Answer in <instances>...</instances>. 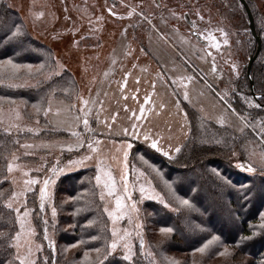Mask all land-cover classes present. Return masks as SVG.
Returning a JSON list of instances; mask_svg holds the SVG:
<instances>
[{
	"label": "rangeland",
	"instance_id": "374dc122",
	"mask_svg": "<svg viewBox=\"0 0 264 264\" xmlns=\"http://www.w3.org/2000/svg\"><path fill=\"white\" fill-rule=\"evenodd\" d=\"M228 1L6 0L20 15L30 36L52 49L55 65L39 80L68 71L77 83L71 102L50 98L45 111L48 114L44 113L50 128L67 136L51 140L29 138L20 142L8 159L7 180L12 193L5 205L12 204L16 222L12 247L19 264H36L42 249L27 198L37 202L44 223V241L54 249L53 187L61 176L87 168L94 170L99 197H104L101 201L112 235L109 253L128 260L125 257H132L135 246H139L155 262L144 232L141 205L146 201L164 204L163 197L128 157L135 140L149 144L156 140L160 152H167V156L182 146L188 126L182 127L173 119L172 103H178L185 113L191 111L192 123L198 116L238 133L245 128L256 132L258 140L246 144L244 159L264 169V135L259 134L264 127H257L255 122L252 125L248 116L242 114L241 118L230 106L236 101L244 102L233 91L235 85L241 88L251 55L243 42L249 37L241 7L235 0ZM258 4L264 12V2L258 0ZM37 83L24 78L11 85L34 87ZM21 110V104L0 108V130L37 135L46 129L38 119L27 120ZM85 119L91 130L85 129ZM205 131L215 134V130ZM73 132L78 135L73 136ZM146 135L150 139L145 140ZM122 136L130 140H122ZM89 143L96 152H91ZM85 156L91 159L83 164L73 163ZM234 157L238 163L239 156ZM97 176L101 178L99 183ZM49 178L52 182L42 202L40 190ZM29 180L38 183L26 184ZM105 183L109 184L111 195ZM25 211L29 215L22 218ZM113 243L117 244L115 249L111 248Z\"/></svg>",
	"mask_w": 264,
	"mask_h": 264
},
{
	"label": "trees",
	"instance_id": "16d2710c",
	"mask_svg": "<svg viewBox=\"0 0 264 264\" xmlns=\"http://www.w3.org/2000/svg\"><path fill=\"white\" fill-rule=\"evenodd\" d=\"M244 1L251 12L261 48L249 77L245 69L241 88L234 86V96L241 95L244 102L236 101L230 106L240 117L248 116V122L254 126V122L258 123L257 127L262 128L264 12L258 0ZM235 2L240 5L241 19L248 27L249 40L243 42L252 56L257 43L250 32L244 6L239 0ZM8 59L21 68L16 71L6 67L4 62ZM24 65L32 66V74ZM40 65L44 67L37 73ZM54 65L52 49L32 38L18 12L9 7L6 0H0V108L21 104V112L27 120L38 119L46 128L37 135L0 130V264H19L12 247L15 217L5 205L12 193L7 180L10 155L20 142L29 138L51 140L67 136L65 132L52 130L44 113L50 98L71 102L77 83L68 71L49 80H39ZM9 76L12 78H6ZM24 78L38 83L34 87L9 86ZM249 80L256 98L250 94ZM190 112V133L179 152L166 156L142 142L133 141L128 157L134 167L153 181L163 197L164 204L146 201L141 205L144 232L155 262L149 260L139 246H135L130 261L109 253L112 239L109 219L94 181L95 172L87 168L61 176L53 187L54 249L44 241V223L37 202L27 198V205L33 211L36 239L42 244L36 264H264V169L244 159V148L249 141L258 140L254 135L257 133L246 128L238 133L198 116L192 123ZM208 129L215 130V134H206ZM259 134L264 135V132ZM235 154L239 156L238 163ZM239 164L251 166L254 171L247 172L238 167ZM183 199H187L191 207L182 206L179 201ZM162 228L172 231L165 234ZM213 237L216 239L208 248L199 252L198 249Z\"/></svg>",
	"mask_w": 264,
	"mask_h": 264
},
{
	"label": "snow or ice",
	"instance_id": "6c2138e0",
	"mask_svg": "<svg viewBox=\"0 0 264 264\" xmlns=\"http://www.w3.org/2000/svg\"><path fill=\"white\" fill-rule=\"evenodd\" d=\"M13 35H15V33H14ZM224 43L227 44V40H225ZM213 46H214V47H217V48L219 47L218 44H215V45H213ZM4 64H5L6 67H7V66H10L13 70H16V71H18V70L21 68V65L14 64L13 61H12L11 59H8L7 61H5ZM23 67L27 70V72H28L29 74H32V66H31V65H24ZM43 67H44L43 65H40V67L36 69V72L39 73L40 70H41ZM13 75H14V74H13ZM6 78H12V76H9V77H6ZM191 79H192V77H188V80H191ZM9 86H13V87H14V86H17V85H14V84H13V85H9ZM184 99H185V100L188 99V93H187V92L184 93ZM254 106L257 107V108L261 107L260 104H255ZM47 114H48V113L45 112V115H47ZM16 116H17V119H19V113H17ZM77 119H79V117H77ZM221 123H223V121H221ZM83 124H84L86 130H91V129H89V127H88V121H87L86 119L83 121ZM17 127H18V125H17ZM29 131H31V129H29ZM125 132H126V130H125ZM262 132H264V128H262ZM72 135H73V136H77L78 133L73 132ZM148 139H150V137H148V136L146 135V136H145V140H148ZM97 143H98V142H97ZM81 146H82V145H81ZM25 147H31V146H30V145H25ZM88 147H89V149L91 150V152H96V150H97L96 148H94V147L92 146L91 143H89ZM129 147H130V145H129ZM150 147H152L153 149H156L157 151H160V149H159V147H158V141H156V140H152V142H151V144H150ZM68 150H72V149L69 148ZM176 151L179 152L180 149L177 148ZM124 155H125V157H127V152H125ZM164 155L167 156L168 153L165 152ZM88 159H91V156H85V157H83L80 161H75V162H73V163L83 164V162H84L85 160H88ZM238 167L242 168L243 170H246L247 172H253V171H254L253 167L248 166V165H245V164H239ZM8 170H9L10 172L12 171V166H11V165H9V169H8ZM52 174H53V176H55V175L57 174V170H56L55 168L52 169ZM96 179H97V182L99 183L101 178H100L99 176H97ZM122 179H123V177H122ZM50 182H52V181H51V178L46 179V180L43 181L44 187L41 188V190H40V199H41L42 202L44 201V199H45L46 196H47V188H48V185H49ZM25 183H26V184H36V183H38V181H37V180H29V181H26ZM104 187H105V188H109V184H108V183H105V184H104ZM126 187H127V186H126V184H125V190H126ZM169 187H171V185H169ZM143 191H144V190L141 189V192H143ZM108 194H109V195L112 194L110 188H109V192H108ZM103 198H104V197H103V194H102V195H101V199H103ZM149 198H151V197H149ZM179 203H180L182 206L191 207V205L189 204V201H188L187 199L180 200ZM117 204H118V206H119V201L117 202ZM165 206L167 207V205H165ZM7 207L11 209V208H12V204L9 203V204L7 205ZM43 207H44V205H43V203H41V209H43ZM134 207H135V206L133 205V208H134ZM15 211L19 214L20 209L17 208V209H15ZM28 215H29V213H28L27 211H25V212L22 214V218H23V217H27ZM52 215H53V216L56 215L55 208L52 209ZM137 227H140V226L138 225ZM171 231H172L171 228H162V229H161V232H162V233H165V234H166V233H169V232H171ZM19 236H20V234L17 233V237H16L17 240H19ZM113 236H116V232H115V231L113 232ZM215 239H216V238L213 237V240L208 241V243H206L203 247L199 248L198 251L201 252V253H203V252L205 251V249H207L208 246H209V245H210ZM116 247H117V244H116V243H113V244L111 245V248H112V249H115ZM97 251H99V250H97ZM225 251H227V250H225ZM18 259H19V257H18ZM125 259L131 260L132 257H131V256H127V257H125ZM21 264H24V261H21ZM32 264H34V262H32Z\"/></svg>",
	"mask_w": 264,
	"mask_h": 264
},
{
	"label": "water",
	"instance_id": "95a60500",
	"mask_svg": "<svg viewBox=\"0 0 264 264\" xmlns=\"http://www.w3.org/2000/svg\"><path fill=\"white\" fill-rule=\"evenodd\" d=\"M239 2L245 8V11H246V14H247V17H248V21H249L250 32H251L252 36L254 37V39H255V41L257 43L256 50H255L254 54L249 57L247 65H246V74L249 77V72H250L251 65H252L253 61L255 60V58L257 57V55H258V53L260 51L261 41H260V37L256 34V31H255V28H254V23H253V18H252L251 12H250V10H249V8L247 6V3L244 0H239ZM191 35L194 36L200 42H202L200 37L198 36V34L195 31H191ZM249 83H250V94L253 97H256V95L253 92L252 81L249 80Z\"/></svg>",
	"mask_w": 264,
	"mask_h": 264
},
{
	"label": "crops",
	"instance_id": "0c3cea01",
	"mask_svg": "<svg viewBox=\"0 0 264 264\" xmlns=\"http://www.w3.org/2000/svg\"><path fill=\"white\" fill-rule=\"evenodd\" d=\"M164 103H162L161 104V107H164ZM171 116L173 117V119H175L182 127H184V126H188V133L187 134H189L190 133V124H189V116H188V112H184L183 110H181L180 108H179V106H178V103H174V106H173V103H172V114H171ZM176 131H177V133H179V131L177 130V128H176ZM139 134H143L142 132H139ZM119 137V136H118ZM125 137V136H124ZM124 137L122 136V140H125L124 139ZM187 137H188V135H187ZM187 137H186V139H187ZM126 138V140H130L129 139V137L127 136V137H125ZM179 139V138H178ZM135 141H140V140H135ZM186 141V140H185ZM140 142H142V143H144V141H140ZM144 144H146V145H148L149 147H150V144L149 143H144ZM152 148V147H151ZM179 148V147H178ZM153 149V148H152ZM176 149H177V147L174 149L175 151V153L174 154H176L177 153V151H176ZM180 149V148H179ZM154 150H156V149H154ZM157 151V150H156ZM158 152H160V151H158ZM160 153H162V152H160ZM162 154H164V153H162ZM173 154V155H174ZM173 155H171V156H173Z\"/></svg>",
	"mask_w": 264,
	"mask_h": 264
},
{
	"label": "flooded vegetation",
	"instance_id": "af4514ba",
	"mask_svg": "<svg viewBox=\"0 0 264 264\" xmlns=\"http://www.w3.org/2000/svg\"><path fill=\"white\" fill-rule=\"evenodd\" d=\"M247 75V74H246Z\"/></svg>",
	"mask_w": 264,
	"mask_h": 264
}]
</instances>
